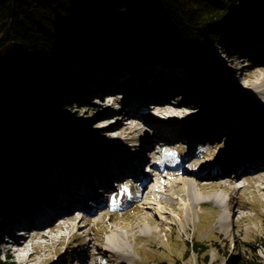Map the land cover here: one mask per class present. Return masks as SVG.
<instances>
[{"label": "trees", "instance_id": "trees-1", "mask_svg": "<svg viewBox=\"0 0 264 264\" xmlns=\"http://www.w3.org/2000/svg\"><path fill=\"white\" fill-rule=\"evenodd\" d=\"M245 27L251 39L262 38L264 0H0V189L23 195L20 205L34 198L32 181L42 182L40 172L48 170L45 148L35 141H48L41 127L58 134L55 148H69L70 137H89L97 146L68 111L70 99L100 85L98 72L116 77L127 64L136 71V56L193 64L204 87L222 100L226 71L201 56L214 57L210 47L217 43L238 46ZM0 199V206L9 203L1 193ZM188 244L197 254L208 249L196 240ZM0 264L18 263L0 250ZM230 264L260 262L250 251Z\"/></svg>", "mask_w": 264, "mask_h": 264}, {"label": "rangeland", "instance_id": "rangeland-1", "mask_svg": "<svg viewBox=\"0 0 264 264\" xmlns=\"http://www.w3.org/2000/svg\"><path fill=\"white\" fill-rule=\"evenodd\" d=\"M242 31H244L246 37L244 40H250L248 41L250 43L253 42L252 46H246V44L242 46V40H239L238 47H230L217 43L210 47V52L214 57L208 55L201 56L213 68H223L226 71L223 81L229 86L230 92L228 91L224 94L225 96L220 101L216 98L215 94L202 87L200 83V69L187 62L172 61L169 58L164 61L160 60L156 57V54L141 57L136 56V71L139 70L141 72L144 69H150V67H154V72H156V69H160L162 80L152 79V77L147 76L148 79L150 78L149 80L137 79L134 81L131 77L132 75H130L133 72L132 66L127 64L123 70V78H118L119 81L115 80L116 83L119 82L116 84V87L123 88L127 85L126 81L129 80L132 86L139 82V84L146 83L145 86L147 88L155 87L157 83L159 87L161 84L168 83L164 88L169 89L174 84L171 85L168 79L167 82L165 81V77L169 75L167 69L169 72H173L171 69L177 71L173 72L172 76L177 75L178 71H180V74L185 75L188 82H191L189 84L190 87L193 89L199 88L203 91L197 90L201 93L200 95L191 88L183 92L177 88L175 91H172L174 92L172 99H186L190 102L200 103L197 107L199 116L194 121L200 125L217 123L218 130L221 129L222 134H224L206 138V143H201L204 142L202 139L201 141L196 139L205 137L204 135L194 136L196 138L189 139L193 142L186 141L187 145L183 146L185 156L201 151H206L207 153L220 151V156L233 154L234 150L241 144V140L245 139L244 134L250 129L255 128L258 124L247 125L245 128H241L240 125L243 121L235 120L230 122L231 119L225 118L221 114L222 111L228 110L230 108L229 104L239 99L237 88L247 89L248 93L261 92L264 95V72H255V69L264 67V57L239 54L240 51H237L238 48L242 49L244 47L254 50L259 45L264 48L263 31H259L262 34L261 40H252L250 37L251 32L247 27L243 28ZM230 52L236 57L230 56ZM244 58H246L245 61L248 59L250 61L245 62L243 61ZM99 70L101 71L102 68ZM151 71L147 72L148 75L151 74ZM102 75L98 72V84L103 82L101 79ZM89 85H91L90 88L92 89L88 88V92L82 94V97H72L70 99V103L73 104L68 111L77 113V126L83 128L85 134L92 133L102 147L107 143L112 147L122 150L127 148L126 151L130 153L140 152V148L135 147L133 151L129 146L140 143L143 133L141 131L129 133L133 128H129V126L122 123L124 116L122 117V112H119L120 106L124 103L127 95L117 88L115 92H117V97L121 103L118 104L116 102L115 106L112 107V98H107V95L103 96L102 92H104V89L101 87L96 89L97 86L93 83ZM79 99L81 100L80 103L78 102ZM205 99V102L202 101ZM74 101H77L78 104ZM160 103L157 102V104ZM100 104H103V106L98 107ZM155 110L157 111V109ZM162 114L166 115V112H162ZM135 116L137 115L135 114ZM137 122L141 123L144 129L148 128L152 131L151 123H147V121L139 122V120ZM189 123L190 119L187 124ZM233 125H238L235 133ZM108 126L113 127L108 128ZM39 130L41 131V136L45 140H48L43 141L42 138L35 139L36 143L44 147L46 152L45 165L48 167V170L41 171L39 177L40 181H42L40 185L43 184L41 188L45 189L46 192L55 188H49V186L51 182L61 179V177L57 178L58 176L66 175L64 177L65 180L67 177L68 180H72L74 173L82 172V165L85 164L84 170L91 165H96L93 163V159L101 154L100 151L102 149H94L92 147V142L94 141L89 139V137H85L82 140L78 137H70L72 145L69 148L65 147L61 150L52 146V143L61 141L58 134L53 133L48 126L41 127ZM154 133H156L155 130ZM230 133H234V135ZM136 137L138 140L135 141ZM90 150H95L96 152L91 153L89 152ZM34 151L39 153L40 149L35 148ZM171 153L175 154L176 152L171 151ZM75 157L78 158L77 161H79L80 165L73 172L67 169L68 166L66 165L75 162ZM207 157V155L203 156L202 160ZM237 168L239 167L237 166ZM237 168L236 170L233 169L234 172L223 175L224 177L219 175V173H214V175L205 178L208 182L223 179L227 190L221 188L212 189L208 187L209 184H207V192L196 188L205 202L197 204L193 208L192 215L186 220H180L178 215L173 213L172 220H165L162 225L158 223L151 224L150 218L154 215L147 213L142 204L135 201L139 187L132 191L126 188L117 190L116 186L104 187L102 194L98 197V204L92 211L80 212L76 214V219L70 220L64 225L55 226L53 224L49 227L53 231L49 229L45 231L51 232L49 234L50 238H37L31 244H28L29 246L24 255L28 254V252L34 253L33 260L27 262L23 258V255L15 252L9 253L6 250L7 243L4 241L0 242L2 256H8L6 253L8 252L18 264H62L61 260L67 261V264H90L93 261L95 264H121L122 262L124 264H230V261L239 252L243 255H248L250 251H255L260 264H264V178L255 177L257 174L251 175L245 171L243 178L239 182L230 183L227 179L237 177ZM261 170H264V166L259 172ZM18 174L22 175L21 172ZM138 176H134L132 180ZM32 183L34 185L37 184L35 181H32ZM0 191L1 195L3 194L9 199V203L0 206V226L4 228L6 226L12 227L8 223L14 222L17 218L15 215L20 214L18 212L21 210L22 205L18 201L21 200L23 195L16 198L15 195L6 193L4 189H0ZM215 196H222L227 204L225 206L218 205L214 198ZM35 198L36 195H34L33 199L30 198L29 201L31 202ZM95 210H99L100 215L94 216L92 212ZM9 212H13L15 218L6 219V213ZM221 213H225L228 219L225 227H222L221 224ZM80 216L83 218H78ZM78 221L81 222L78 223ZM76 224L82 225L83 228L80 231H76ZM153 230H157V232L153 234ZM33 231H41V229L35 228ZM113 233L121 234L124 239V247L126 248L124 252L131 255V260L118 259L113 261L110 259V256L98 253V246L105 247V245L111 244L109 242ZM191 240L204 243L208 249L205 250L206 252L204 251L200 254L195 253L193 250L190 251L188 243ZM71 253L73 256L70 260ZM133 260H135V263L132 262Z\"/></svg>", "mask_w": 264, "mask_h": 264}, {"label": "bare ground", "instance_id": "bare-ground-1", "mask_svg": "<svg viewBox=\"0 0 264 264\" xmlns=\"http://www.w3.org/2000/svg\"><path fill=\"white\" fill-rule=\"evenodd\" d=\"M255 72H264V67L255 69ZM237 90L239 99L229 104L230 108L222 111L221 114L225 116V118L231 119L230 122L235 120L243 121L240 125L241 128H245L247 125L264 124V95L261 92V94L256 92L248 93L247 89L243 88H237ZM109 98H114V95H110ZM202 101L205 102L206 99ZM116 102L112 104V107L115 106ZM199 104L200 103L190 102L186 99L179 100L173 98L170 101L164 99L155 109H157L158 112L166 111V115H160L161 117H169V106L175 107L180 112L188 113L189 115L193 114L188 117L190 120H193L191 125H181L182 127L192 128V131H189V136L211 135L214 130H218L217 123L200 125L194 121L197 119V116H199V113H197ZM102 106L103 104H100L98 107ZM161 117L157 116L159 122L169 125L175 123L170 121L173 119H162ZM151 122H154V120H151ZM147 123L150 122L147 121ZM258 125L255 128H260ZM237 126L238 125H233L234 133ZM110 127L113 126H108V128ZM251 130H255L254 133L257 134L252 136L248 141L246 139L241 140V144L234 150L233 154L220 156V151L215 153L194 152L191 155L185 156L183 146L188 135H171L166 138H158L151 135V131L148 128L144 129L143 127H138L135 129L133 133H135V131H141L143 133V138L140 143L132 145L131 147L144 148V146H149L152 156L156 157L157 153L161 154V159L154 164L144 166L139 176L134 179L130 185L131 190L139 187L138 194L135 196V201L140 202L147 213H152L154 215L150 218V223L162 225L165 220H172L173 213H176L180 220L188 219L192 215L193 208L197 204H203L205 202L196 188L203 192H207V184H209V188L227 190L223 179L208 182L205 178L214 175V173H219V175L223 176L230 174V172H234L233 169L236 170L235 168L237 166L234 165V162L239 160L242 155H245L248 148L264 139V132L262 133L261 130L257 129ZM178 131L184 133L181 128H179ZM160 132L168 133L169 131L161 129ZM234 133L230 134L234 135ZM146 138L148 143L142 144ZM163 147L175 148L177 150V155L174 157L167 151V148ZM205 155L208 157L202 160V157ZM126 156H129L127 151ZM218 159H220V161H218ZM97 162L96 160L94 163L96 164ZM195 165H197V167H195ZM259 171L255 172L253 175L257 174L255 177L264 178V170H261V172ZM243 175L244 171L240 168L236 178L230 177V179L227 180L230 183H236L243 178ZM125 181L126 180H122L120 183L123 184ZM121 187H123V185H121ZM214 198L218 205L225 206L227 204L222 196H215ZM99 213L100 211L96 210L92 214L97 216L100 215ZM221 221L222 227H225L228 222L225 213H221ZM80 222L81 221H78V223ZM82 228V225L76 224V231H80ZM48 229L49 228L41 229V231H33L34 229L30 228L27 230L26 237H20L18 234L13 235L6 245V248L9 250L8 252H15L23 255V258L27 262L33 260L34 253L28 252V254L24 255L29 246L28 244H31L32 241L37 238H50L49 234L51 232H45ZM49 230L53 231V229ZM156 232L157 230H153V234ZM109 243L111 244L105 245V247L98 246V253L110 256V259L113 261L118 259L129 261L132 259L131 255L124 252L126 248L124 247V239L121 234L113 233ZM62 262L65 264V261ZM132 262L135 263V260ZM90 264H95V262H90ZM121 264H124V262Z\"/></svg>", "mask_w": 264, "mask_h": 264}]
</instances>
